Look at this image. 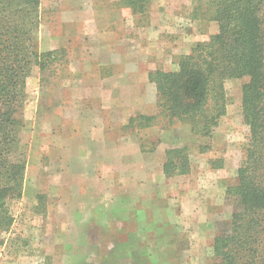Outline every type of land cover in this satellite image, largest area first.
Listing matches in <instances>:
<instances>
[{"label":"rangeland","instance_id":"374dc122","mask_svg":"<svg viewBox=\"0 0 264 264\" xmlns=\"http://www.w3.org/2000/svg\"><path fill=\"white\" fill-rule=\"evenodd\" d=\"M117 2L99 0L101 26L120 9ZM195 2L151 0L150 19L130 20L140 32L151 27L155 17L167 23L177 19L178 26H165L169 42L174 44L191 36L201 41L205 39L202 35L218 30L216 23L193 20ZM81 3L82 0H41L37 48L40 52L62 48L67 57L53 68L54 74L45 76L44 83L38 69L27 82L22 134L27 162L23 196L10 204L15 223L4 235L0 264H213V241L232 214L226 203V189L237 183L243 147L249 139L242 117V86L246 80L227 82L231 104L208 142V153L201 154L198 148L207 141L196 139L188 127L179 124L166 130L161 126L154 131L143 130L130 139L142 142L147 153L189 148V175L166 178L159 153L152 152L144 162L130 164L125 158L126 168L117 167L113 173L108 167L99 176L101 164H120L116 155L103 157L101 151L105 150L93 147L97 145L91 134H62L66 126L74 130L76 119L91 117L93 101H88L86 108L79 102L81 97L88 98L89 89L96 84L93 74L100 69L93 56L103 37L99 41L93 35L81 37L84 29L75 19ZM109 6L113 11L106 9ZM116 24L118 34L114 38H129L126 25ZM113 49L121 50L120 46ZM162 50L164 54L168 52ZM177 57L167 58L171 69H175ZM68 107H73L70 114L64 112ZM68 117L70 123L66 121ZM128 122L118 134H126ZM78 136L84 140L81 142ZM212 161L222 168L214 170ZM110 198H117L116 202L109 203ZM132 213L142 217H133ZM137 229L143 233L136 234Z\"/></svg>","mask_w":264,"mask_h":264},{"label":"trees","instance_id":"16d2710c","mask_svg":"<svg viewBox=\"0 0 264 264\" xmlns=\"http://www.w3.org/2000/svg\"><path fill=\"white\" fill-rule=\"evenodd\" d=\"M195 1L193 20L216 23L218 33L177 57L173 71L149 73L157 90V113L130 118L126 128L183 125L196 139L207 141L198 148L208 153V142L231 104L226 84L245 79L242 117L249 139L237 183L226 189L232 214L213 241V264H264V0ZM117 5L150 19L151 0H118ZM40 26L41 0H0V247L15 223L10 204L23 196L28 79L38 69L44 83L67 57L62 48L39 51ZM191 163L189 148L167 149L163 174L168 179L187 176ZM216 163L211 162L214 170L222 168Z\"/></svg>","mask_w":264,"mask_h":264},{"label":"crops","instance_id":"0c3cea01","mask_svg":"<svg viewBox=\"0 0 264 264\" xmlns=\"http://www.w3.org/2000/svg\"><path fill=\"white\" fill-rule=\"evenodd\" d=\"M82 2L76 10L77 16L75 18L77 22L81 23L80 26H83L84 29L81 37L84 36V38H87L88 35H93L98 41L103 37V41L99 42L97 51L93 56V60L99 63L100 69L98 74H93L96 84L93 88L89 89L91 93H89L88 98L81 97L79 102V104L83 105V108H86L89 105L88 101H93L89 109L91 117L88 119L85 116L81 118L79 116L80 120L76 119L72 124L74 130H72V127L68 126L69 128H67L66 126L62 134L67 136L69 134H91L94 144L97 145L93 147H103L105 150L101 151L103 157L104 155L111 157L116 155L120 164L115 165L114 162L109 164L104 163V165L101 164L102 167L99 176L103 175L108 167H110V171H113V173L117 167L120 170L126 168L125 158L130 164L144 162L147 159L146 156L151 155L152 152L159 153L161 171H163L166 150L163 154L159 149L147 153L143 149L144 144L142 142H130V139H133L143 130L139 131L134 128H125L126 134H118V132L130 118L139 115L153 116L157 113V90L156 86L149 81V73L159 68L166 72L173 71L174 67L171 69L170 63H167V58L188 54L191 49L188 47L189 45L195 42L207 41L212 35L218 32L213 31L212 33L209 32L208 34L202 35L205 39L201 41L191 36L187 39L180 38L179 41H175L173 44L169 42L167 38L168 34H165V30L167 29L165 26H170L171 24L178 26L176 24L178 23L177 19L172 23H167L164 20L161 22L158 17H155V19H152L151 27H145L142 29L143 31L139 32L138 28L133 26L131 22L135 16H132L128 9L120 8L118 11L112 12L113 16L108 20L106 25L101 26V17L98 15L101 6L99 0H82ZM106 9L113 11V8L110 6ZM160 9L158 7L157 11L160 12ZM157 11L155 13L156 16L158 15ZM119 22L126 25L129 38L121 36L119 39L114 38L118 34L116 31V23ZM216 29L218 30V26L215 25ZM119 46L121 50L117 51L113 49ZM162 49L168 52L164 54ZM105 67H107V70H105ZM83 89L82 86L81 90ZM92 95L95 98H92ZM75 104L77 105L78 103L75 102ZM81 109L78 110L81 112L86 111V109ZM71 111H73V107H68L64 112L70 114ZM66 121L70 123V117ZM155 129L157 127H152L144 131H154ZM100 134L101 137L99 138ZM77 138L81 142L84 140L82 136H78ZM157 161L159 160L157 159ZM101 182L104 184V181ZM116 199L110 198L107 201L114 203ZM130 201H133L131 197ZM132 214H135L133 217H142L139 213ZM107 233L110 235L114 234V232ZM135 233L141 235L143 232L137 229Z\"/></svg>","mask_w":264,"mask_h":264}]
</instances>
